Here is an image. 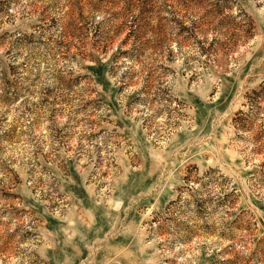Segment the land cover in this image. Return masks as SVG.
<instances>
[{"label":"rangeland","instance_id":"rangeland-1","mask_svg":"<svg viewBox=\"0 0 264 264\" xmlns=\"http://www.w3.org/2000/svg\"><path fill=\"white\" fill-rule=\"evenodd\" d=\"M0 264H264V0H0Z\"/></svg>","mask_w":264,"mask_h":264}]
</instances>
